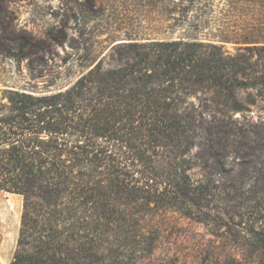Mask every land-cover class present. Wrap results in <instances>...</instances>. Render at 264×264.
<instances>
[{"label": "trees", "instance_id": "trees-1", "mask_svg": "<svg viewBox=\"0 0 264 264\" xmlns=\"http://www.w3.org/2000/svg\"><path fill=\"white\" fill-rule=\"evenodd\" d=\"M182 4L219 39L126 38L65 89H0L11 264H264V0Z\"/></svg>", "mask_w": 264, "mask_h": 264}, {"label": "rangeland", "instance_id": "rangeland-1", "mask_svg": "<svg viewBox=\"0 0 264 264\" xmlns=\"http://www.w3.org/2000/svg\"><path fill=\"white\" fill-rule=\"evenodd\" d=\"M182 2L0 0V89L40 93L65 89L104 57L113 43L126 38L214 39L220 35L212 27L206 29L208 25L195 27L196 19L192 12H183ZM224 45L236 51L237 45ZM22 208V196L0 189V264H11L13 259Z\"/></svg>", "mask_w": 264, "mask_h": 264}]
</instances>
